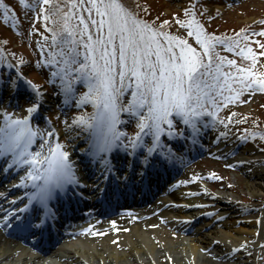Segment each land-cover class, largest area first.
Returning <instances> with one entry per match:
<instances>
[{
	"label": "snow or ice",
	"instance_id": "obj_1",
	"mask_svg": "<svg viewBox=\"0 0 264 264\" xmlns=\"http://www.w3.org/2000/svg\"><path fill=\"white\" fill-rule=\"evenodd\" d=\"M19 3L24 6L26 0ZM4 7L0 3V8ZM28 7L34 12L39 9L34 19L44 22L45 30L51 34L47 63L58 64L59 70L53 75L60 76L62 88L71 92V84L77 79H82L87 88L77 104L90 102L93 112L90 117H75L73 123L89 132L87 147L93 157H101V164H108L107 153L113 147L134 149L146 135L151 136V144L144 150L152 153L160 145V134L165 132L162 125L168 126L169 135L177 134V129L173 128L176 117L193 133L198 132L196 118L203 113L218 119L219 106L211 94L221 95L220 89L226 84L230 87L234 82L245 91L259 84L264 91V78L247 80L246 77L258 74L236 65L235 60L225 57H217L219 62L213 60L215 45L222 40L205 32L192 15H187L186 24L178 17L175 23L186 28L187 35L194 37L197 46L184 36L166 31L169 23L166 20L158 25L142 20L122 0H31ZM184 11L188 13L187 9ZM250 36L254 37L255 33L248 32L242 38L247 41ZM240 40L241 36L237 35L235 41L225 39L223 43L231 51L233 44L240 45ZM256 46L264 49L259 41ZM240 54L255 63L254 56H264V51L253 53L251 46H241ZM56 56L60 58L58 61L54 59ZM221 63L236 66L242 79L232 81L237 71L221 72ZM221 76L224 80L219 79ZM28 84L36 88L30 81ZM126 92L127 103H123ZM39 98L37 91L35 100ZM236 98L238 93L233 90L232 99ZM227 100L225 97V102ZM26 111L38 112V104L30 103ZM121 113L137 119L138 131L127 142L122 139V128L117 127L121 124ZM38 133L44 142L38 151H30L29 146ZM0 155L8 158L14 167L28 166L19 183L23 185L27 181L34 189L27 193V198L35 206L32 219L40 223L47 218L45 214L50 211L49 202L55 192L63 190L69 182L76 183L68 153L51 139V133L45 140L43 131L29 124L28 115L19 117L4 112L0 117ZM162 155L171 156V153ZM28 207L29 204H22L19 211L24 212ZM8 220L5 214L0 223ZM108 223L113 225L111 230L116 231V222ZM90 230L91 225L81 229L85 233ZM92 234L104 233L93 231Z\"/></svg>",
	"mask_w": 264,
	"mask_h": 264
},
{
	"label": "rangeland",
	"instance_id": "obj_2",
	"mask_svg": "<svg viewBox=\"0 0 264 264\" xmlns=\"http://www.w3.org/2000/svg\"><path fill=\"white\" fill-rule=\"evenodd\" d=\"M124 2L129 3L127 4L129 8L140 18L143 16L147 20L153 19L156 22L162 21L164 18L173 20L174 24H176L175 18H179V14H183L182 9L186 7V0H122V3ZM201 2L204 4L199 3V9L207 12L206 18L208 20L204 22L208 31L213 32L217 37H235L239 35L238 32L247 34L249 29L259 26H261L260 29L264 30V23H260V21H264V0H207L206 2L202 0ZM0 3L8 9L5 10V7L0 8L1 48L5 49L4 53L8 56V59H11L20 67L22 75L30 79L33 85H37L35 89L41 95L53 97L55 87H58V89L63 88L61 82L56 84L51 81L52 76L48 72L50 63H47V61L51 45L45 39L44 22L34 19L39 9L34 12L28 7L31 0H26L24 6L20 5L19 0H0ZM173 14H175V17ZM85 16H87V13H85ZM169 30L166 28L169 33L173 32V30ZM181 31L172 34L183 36L184 32ZM262 35L264 34L250 36L245 41L250 43L249 46H251L253 53L264 51V49L256 46V41L264 44V36L260 37ZM254 59L255 63L248 59L239 61L240 66L252 67L253 71L256 70L257 74L260 73L261 78H264V56H254ZM36 67L38 68V75L33 70L37 69ZM246 79L249 80L248 77ZM44 83L51 85L50 90H46L43 86ZM229 90H232V87H229ZM84 92L82 91L79 95ZM30 103V99L22 100V103L19 102L14 116L22 117L29 114L26 109ZM70 103L73 105L72 110L77 112L73 114L72 120L78 116H88L84 111L80 112L82 111L81 108L85 106L78 105L77 102L73 104V101H70ZM221 104V109L216 112L218 119L208 114H204V117L199 118L203 120L205 129L208 132L214 129L223 134L224 137L229 136V142L240 147L249 146L254 148L261 153L259 160L264 163V91L258 93L255 87H250L245 91L239 86L238 98L226 103V105L225 101H222ZM77 107L78 110H76ZM51 116L53 117L54 114ZM252 134L258 135L249 138ZM59 138L56 140L60 144ZM233 155L234 157L237 156V154ZM227 164L217 158L206 159L204 157L189 169L186 177L191 176L195 182L201 179L204 187L211 193L215 194L217 191L232 193L237 198L236 201L239 205L253 208L257 210L256 213L262 212L264 210V196L250 197L243 189V184L247 181V172L244 171L246 169L240 166L232 168L226 166ZM210 173L212 175H209ZM198 202L202 204V208H205L207 212H211L217 206L216 204L204 206L201 199ZM244 213L249 216L253 215L251 210L244 211ZM240 225L237 222L234 228L238 229Z\"/></svg>",
	"mask_w": 264,
	"mask_h": 264
},
{
	"label": "bare ground",
	"instance_id": "obj_3",
	"mask_svg": "<svg viewBox=\"0 0 264 264\" xmlns=\"http://www.w3.org/2000/svg\"><path fill=\"white\" fill-rule=\"evenodd\" d=\"M10 94L9 91L4 92L2 99L10 98ZM44 98L40 96L39 100L44 102ZM40 101L35 100L36 103ZM66 133L74 137L73 145L77 137L72 126H67ZM224 141V137L213 130L208 142L217 146L213 145L211 151H222L224 154L229 150V154L231 150L236 152L238 158L234 162L242 163L247 172L244 191L250 197L264 196V163L259 160L261 153L249 146L232 148ZM84 143L82 146L86 145ZM100 159V156L94 159L96 168L104 166ZM185 184L191 189L173 195L172 206L168 204L165 210L167 219L163 226L156 225L150 230L133 226L129 232L106 236L99 242L78 239L64 243L43 259L32 257L12 243L2 241L0 236V264H264V210L253 214V217H242L241 213L247 206H239L234 194L224 191L212 194L192 182ZM195 198L216 202L217 208L210 218L198 224L200 232L197 236L191 234L189 238H177L173 235L175 232H170L172 226L179 223L177 220L193 221L203 212L195 203ZM237 222L241 225L235 229ZM185 227L186 224L178 230L185 231ZM233 249L236 251L233 252Z\"/></svg>",
	"mask_w": 264,
	"mask_h": 264
}]
</instances>
